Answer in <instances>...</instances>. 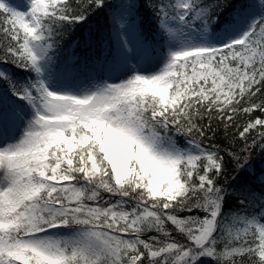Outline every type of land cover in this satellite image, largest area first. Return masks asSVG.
I'll list each match as a JSON object with an SVG mask.
<instances>
[{
	"label": "snow or ice",
	"instance_id": "obj_1",
	"mask_svg": "<svg viewBox=\"0 0 264 264\" xmlns=\"http://www.w3.org/2000/svg\"><path fill=\"white\" fill-rule=\"evenodd\" d=\"M0 264H264V0H0Z\"/></svg>",
	"mask_w": 264,
	"mask_h": 264
}]
</instances>
